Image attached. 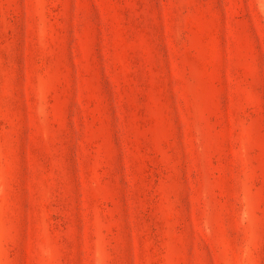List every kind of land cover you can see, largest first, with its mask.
I'll use <instances>...</instances> for the list:
<instances>
[{"label": "rangeland", "instance_id": "374dc122", "mask_svg": "<svg viewBox=\"0 0 264 264\" xmlns=\"http://www.w3.org/2000/svg\"><path fill=\"white\" fill-rule=\"evenodd\" d=\"M0 264H264V0H0Z\"/></svg>", "mask_w": 264, "mask_h": 264}]
</instances>
